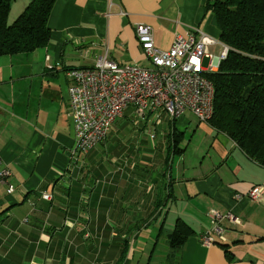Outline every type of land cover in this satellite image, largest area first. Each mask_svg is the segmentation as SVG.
Instances as JSON below:
<instances>
[{
	"label": "crops",
	"instance_id": "1",
	"mask_svg": "<svg viewBox=\"0 0 264 264\" xmlns=\"http://www.w3.org/2000/svg\"><path fill=\"white\" fill-rule=\"evenodd\" d=\"M11 1L13 24L33 0ZM206 1L57 0L45 48L0 56V157L14 188L0 184V264H264V193L248 199L264 167L209 122L130 108L81 162L71 155L68 72L100 57L150 67L136 25L166 48L197 30L222 44ZM109 5L127 16L108 17ZM132 112L143 123L129 130ZM212 211L239 222L204 247ZM178 225L190 235L174 248Z\"/></svg>",
	"mask_w": 264,
	"mask_h": 264
},
{
	"label": "built area",
	"instance_id": "2",
	"mask_svg": "<svg viewBox=\"0 0 264 264\" xmlns=\"http://www.w3.org/2000/svg\"><path fill=\"white\" fill-rule=\"evenodd\" d=\"M127 16L109 5L108 17ZM137 41L150 62V67L119 65L107 57H100L93 69H71L68 72L73 85L69 89L68 117L73 122L74 160L81 162L90 151L102 144L115 121L133 109L138 118L163 112L171 119L191 113L206 123L214 112L215 88L207 75L216 72L228 48L197 30L186 37L177 36L166 48L154 40L151 27L136 25ZM221 46L224 54H211V46ZM49 69H53L52 66ZM12 172L0 157V184H9ZM264 188L254 187L248 194L251 202H259ZM50 200V195H44ZM211 228L199 240L204 247L225 241V222L237 224L231 213L212 211Z\"/></svg>",
	"mask_w": 264,
	"mask_h": 264
},
{
	"label": "trees",
	"instance_id": "3",
	"mask_svg": "<svg viewBox=\"0 0 264 264\" xmlns=\"http://www.w3.org/2000/svg\"><path fill=\"white\" fill-rule=\"evenodd\" d=\"M56 1L33 0L10 24L12 1L0 0V56L45 48ZM206 10L220 31V42L228 48L219 69L207 75L215 88L209 123L264 167V0H207ZM172 137L178 143L181 135L173 132ZM189 235L188 228L178 225L172 247L180 248Z\"/></svg>",
	"mask_w": 264,
	"mask_h": 264
},
{
	"label": "rangeland",
	"instance_id": "4",
	"mask_svg": "<svg viewBox=\"0 0 264 264\" xmlns=\"http://www.w3.org/2000/svg\"><path fill=\"white\" fill-rule=\"evenodd\" d=\"M210 52H211V54H214V55L219 54V48H215V49L213 48ZM129 120H130V128H129V130H131L132 128H139V124L143 123V122H140V123L138 122L137 118L134 117L133 112L129 116Z\"/></svg>",
	"mask_w": 264,
	"mask_h": 264
}]
</instances>
